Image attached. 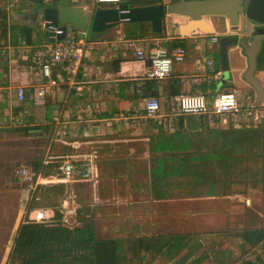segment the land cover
Masks as SVG:
<instances>
[{
  "label": "crops",
  "instance_id": "crops-1",
  "mask_svg": "<svg viewBox=\"0 0 264 264\" xmlns=\"http://www.w3.org/2000/svg\"><path fill=\"white\" fill-rule=\"evenodd\" d=\"M63 1L68 2L70 5L85 7L90 6L93 0H0V10L5 11V33L2 34L0 39V264H5L8 260V254L15 238L18 223L26 213L27 217L32 218L35 211H43L47 217H53L54 212H60L61 214H67L68 220L71 221L72 225L80 226L81 221L84 219H92L98 230L100 224H109L115 222L121 226L131 224H142L144 227L149 224H154L151 221L159 218V213L166 212L168 219L165 221L175 224L174 216H178L179 219H192L191 212L192 208L189 209V204L193 202L202 204L198 209H204L203 212L199 211L200 216L205 220V225H212L207 217V205L209 203L218 202L221 204L225 203L227 199H231L233 203L238 199L237 196L222 195L220 197H172L166 199H153L152 194L149 190V154L147 151V143L149 138L159 130H165L169 133L175 131V126L172 121L167 118L160 117L155 119H149L152 121L151 127L149 128L153 133L142 140L143 152L140 154L141 161L147 160L148 167L145 171V176L138 174L139 167L136 165L127 164V156L131 155V152L122 154H112L107 152L109 146L105 147L106 153L101 154L105 161L110 157L115 158L117 156L118 162L122 165L119 173H113L109 177L106 176L105 188L102 189L103 193L95 191V184L97 183L99 174L102 173L100 169V163L98 154L94 150L95 160V175L94 181L90 183L78 182V183H67L63 181H57L51 184H58L56 188V195L53 199V206L51 207H40L36 205L29 207L33 197L38 199L34 191L28 190L21 183H19L13 176V171L18 165H27L26 162L31 157V141L32 135H26L22 131H18L17 128L24 127V125L35 124L36 121L40 122V127L47 128V130H41V137H46L48 134L55 129L57 140L55 142V149L60 146L65 148L70 147L73 150L69 154H61L55 152L51 155L49 153L50 146L42 144V150L44 152V159L42 163L44 166L51 164L54 158L63 157L62 162L65 158L72 160H79L83 157H88L89 151H81V146H94L98 144L97 138L94 139H83L95 133V130L99 128L102 120L107 118H100L98 114H89L87 119H82L83 116L79 115V110L76 111V115L72 116V119L65 120L63 123L58 119L60 112V101L62 100V92L65 85H59L52 89L51 93L46 94L44 103L36 102L34 94V79L35 74L31 68V65L26 60L25 55L30 47L38 46L43 47L48 43L46 34L40 29V22L43 20L41 14L38 12L40 7L45 4ZM124 2V1H123ZM103 8L106 5L100 4ZM216 17V18H215ZM210 18H204V21L213 28V36L220 38L221 32L225 34H232L240 38L248 39L253 34V28L247 20L241 18L239 29L228 28L226 26L225 19L215 16ZM244 19V21H242ZM187 22V18L178 16H165L164 22L162 23V32L160 37H146L140 39L144 46L149 45L151 40L159 39L162 45L171 47L173 41H178L179 44L185 49L184 62L175 64L172 68L171 75L169 77L158 81L163 84L168 80H176L178 90L180 93L187 94L191 87L202 85L208 81V77L204 76V64L208 53L211 55L217 50V42L214 46H207V38L200 33V31H193L186 36L180 35V26ZM146 26L149 27L147 23ZM127 26V24H121V27ZM116 29H107L100 33L99 39L93 41V48L91 54L84 59L80 66L78 75L75 78L76 84L72 87V101L81 103L82 108L86 105L89 111L91 101H101L103 106L110 107V103L121 101V104L127 105L130 103L140 104L144 101V98H133L128 101V92L133 93L131 83L135 84V87H140L144 81L145 76L149 72L150 66L148 62H136L128 57L122 44L111 45L113 40L116 39ZM1 50H3L1 52ZM227 59H228V75L232 84L226 85L222 82L221 77H224V73L220 66L214 65L215 70L220 68L221 76L219 79L213 81L215 85L214 91L206 90V99L209 103L215 98L218 92L232 90L235 91L238 97H244L247 101H252L255 104L256 93L248 85H241L236 81V75L239 72L247 69V59L242 54V51L237 46L227 47ZM113 61H118V71H115V66L112 65ZM214 62V61H213ZM232 70V71H231ZM233 72V73H232ZM255 77L260 81L264 87V48L257 56V67L255 71ZM25 86V100L23 103H19L14 97V89L17 86ZM219 85V87H218ZM218 87V88H217ZM224 87L223 90H219ZM219 90V91H218ZM158 93L162 94L161 88H158ZM139 91H135L139 95ZM195 92H198L197 90ZM241 94V95H240ZM240 95V96H239ZM177 97V96H176ZM161 100L168 99L173 101L175 98L168 96H159ZM243 98V99H244ZM252 98V99H250ZM87 104H86V103ZM260 105V109L257 110V115L260 116L264 112V100L261 99L257 104ZM103 113V112H101ZM105 113V112H104ZM73 114V112H71ZM256 115V116H257ZM257 116V117H258ZM91 117L93 119H91ZM57 118L55 123L53 119ZM16 119L21 121L22 126H14L13 123ZM229 121V120H228ZM238 124L248 123V118L242 115L235 118V122ZM246 123V124H247ZM82 124V125H81ZM81 125V126H80ZM168 126L169 129L164 128ZM223 126V125H222ZM59 127L63 128V131H59ZM83 127V128H82ZM71 129V130H69ZM66 130L71 134L72 138L67 140L68 137L62 138V134L65 135ZM65 131V132H64ZM78 138V139H77ZM104 142V141H103ZM92 148V147H90ZM53 151V148L51 149ZM113 151V150H112ZM90 152V153H89ZM131 157V156H130ZM128 169L132 168L130 172H134L132 175L127 173ZM53 177V176H51ZM89 184V185H88ZM60 188L62 192L60 193ZM252 191H259L262 194V198L253 197V199H246L245 206L230 205V213L232 214H243L245 212L246 221L251 227L264 225V190L258 188H252ZM249 192V193H250ZM253 196V195H252ZM257 199V200H256ZM164 201L173 203H179L177 208H169L168 206H162ZM241 203V199L238 200ZM220 204V206H221ZM162 207V209L160 208ZM222 208V209H221ZM219 210H215V216L217 221L224 223L223 218L227 209L223 210V206ZM244 208L246 209L244 211ZM248 208V209H247ZM227 212V211H226ZM113 218V219H112ZM231 218H234L231 215ZM98 220V221H97ZM164 220L162 216V221ZM164 221V222H165ZM182 224L181 222L179 223ZM225 229V228H224ZM196 231V230H195ZM206 231V230H197ZM175 233H187V232H175ZM164 234V233H162ZM166 234V233H165ZM172 234V233H171ZM156 236V235H147ZM137 237H141L137 236Z\"/></svg>",
  "mask_w": 264,
  "mask_h": 264
},
{
  "label": "trees",
  "instance_id": "trees-1",
  "mask_svg": "<svg viewBox=\"0 0 264 264\" xmlns=\"http://www.w3.org/2000/svg\"><path fill=\"white\" fill-rule=\"evenodd\" d=\"M123 1L135 8L162 3L161 0ZM5 27V11L0 10V39ZM126 29L130 37L138 41L146 37H160L162 32L152 31L145 23L137 25V34H131L127 26ZM181 45L178 41L171 43V47L183 48ZM118 64V61L112 62L114 72L118 71ZM56 69L54 77L62 73L60 66ZM218 71L220 68L215 70L216 73ZM165 82L161 84L154 79L146 80L137 88L131 83L127 88L131 86L133 95L126 97L130 100L185 95L178 90L176 80L167 79ZM159 87L161 95L158 93ZM136 90L139 95L135 93ZM206 90L214 91V83L193 86L188 94L200 93L205 96ZM260 107L254 104L253 108L257 111ZM98 117L109 118L110 115L100 113ZM173 123L176 128L173 133L159 130L150 136L147 143L149 190L153 199L220 197L231 194V185L264 190V112L255 120L250 118L247 124L238 127L230 122L227 126H221L217 120L211 126L207 122H196L192 117H178ZM17 130L26 135H40L41 130L47 128L29 124ZM63 158L59 157L57 172L53 175L48 173L52 166H44L40 160L33 163V169L44 172V177L57 176ZM58 184L43 185L47 186L43 191L53 195L52 202ZM172 191L176 193L172 194ZM53 204L41 207L48 208ZM61 217L60 212H54L48 221L38 222L29 219L26 210L17 225L5 264H128L131 259L144 261L145 254L156 256L161 251L172 264H203L209 259L212 264H250L245 262L249 257L253 258V264H264V225L236 232L227 229L188 231L119 240L99 238L92 219L82 220L80 226H67L61 223ZM231 239L237 242L235 245L239 248L236 255L221 246L222 242ZM216 245L221 251L209 254Z\"/></svg>",
  "mask_w": 264,
  "mask_h": 264
},
{
  "label": "built area",
  "instance_id": "built-area-1",
  "mask_svg": "<svg viewBox=\"0 0 264 264\" xmlns=\"http://www.w3.org/2000/svg\"><path fill=\"white\" fill-rule=\"evenodd\" d=\"M161 1L169 2L171 0ZM121 2L122 0H93L90 6L83 7L84 14L86 15L95 5L103 4L117 7ZM114 28L116 29V39L111 43L112 46L122 44L130 59L136 62L150 63L149 72L145 76L146 80H163L171 75L175 64L184 62L185 49L181 47H167L162 45L159 39H153L149 45L144 46L141 41L131 38L127 30L121 27V23ZM40 29L46 34L48 43L43 47H30L25 58L35 74L33 96L36 102L44 103L45 95L51 93L55 87L59 85L71 87L76 84L75 78L78 75L79 66L91 54L94 42L89 40V33L85 29L80 31L66 26L65 36L61 40H56L57 35L64 33L60 27H53L42 20ZM203 36L205 39L207 38L209 46L216 45L219 40L218 36L212 37L204 34ZM50 39H55L54 43H50ZM58 66H60V72L62 73H58L54 77L53 73ZM204 73V76L214 77L216 80L217 75L219 78L222 75L220 71L215 72L214 62L210 59H206ZM14 97H16L17 102L23 103L26 98L24 85L15 87ZM143 102L144 105L141 108L143 117L152 120L164 117L175 122L178 117H192L196 122H207L211 126L217 120L221 126H227V123L230 122L234 127H238L241 124L235 122L237 116L247 117L248 122L250 118L255 120L258 116V112L253 108L252 101H241L237 93L232 90L218 92L211 103L200 93L180 95L175 97L173 101L161 100L153 96L144 98ZM135 118V114L127 116V119ZM53 120L55 123L58 121L57 118ZM102 121L106 122L107 126L110 125L109 121ZM13 125L22 126L19 119H16ZM59 128V131H63V128ZM94 158L95 155L92 154L79 160L65 158L60 166L59 175L53 177H44L41 172L27 165H18L12 174L19 183L26 186L30 191L36 189L37 186L40 187L57 181L67 183L90 182L95 175ZM67 217V214H62L61 223L73 226ZM50 218L45 215V212L38 210L34 212L30 219L40 222L48 221Z\"/></svg>",
  "mask_w": 264,
  "mask_h": 264
},
{
  "label": "rangeland",
  "instance_id": "rangeland-1",
  "mask_svg": "<svg viewBox=\"0 0 264 264\" xmlns=\"http://www.w3.org/2000/svg\"><path fill=\"white\" fill-rule=\"evenodd\" d=\"M123 1V0H122ZM104 7H111L113 8V6L111 5H106ZM165 17V16H164ZM164 17L162 20V23L164 22ZM216 18V17H215ZM242 21H244V19H242ZM252 26H254L253 23H251L250 21H248ZM239 29V27H237ZM235 28V29H237ZM255 28V26H254ZM123 29H126V26H123ZM88 32V31H87ZM225 34V32H221V36ZM207 44V43H206ZM208 46V44H207ZM210 57L211 59H213L214 61V65L217 67L219 65V59H217V50L216 52L212 53L211 55H209L208 53L206 54V57ZM229 70V69H228ZM232 71V70H231ZM245 72L246 69L242 72H239L238 75H236V81L241 84V85H246V79H245ZM224 73V72H223ZM233 73V72H232ZM226 75H228V72L224 73V77H221L222 82L225 83L226 85L228 84H232V80L230 79V77H225ZM217 79H219L218 75H217ZM208 81L213 83V81H216L214 77L212 78H208ZM72 87L73 86H64L63 92H62V97H61V101H60V112L61 114L58 116V119L63 123L65 120L68 119H72L71 115H76V111L74 110H79L78 112L79 115H82L83 118L82 119H87L86 117L90 116L89 114H93L94 113H101V112H105L106 114L110 115L109 118L104 119V121H109L110 125L107 126L106 122H101V124L98 126L99 128H97L95 130V133L92 135H89L87 137H83V139H94L97 138L98 140V144L94 145V146H90V144L88 146H81V151H89L90 149V154L95 155L94 150L97 152L98 154V159H99V163H100V169H102V173L99 174L98 176V181L95 184V191L96 192H102V189L105 188L104 184L106 183V176H110L113 173H119L120 172V168H121V164L118 162L119 160H117V156L115 158L112 159V157H110V159H108L107 161H105V159L103 158V156L101 155L102 153L105 154L106 150L105 147H110L109 150L107 152H110L112 154H122V153H128L131 152V155L127 156V164H129V166L131 164L136 165V167H139V171L138 174L140 176H145V171L147 170L148 167V162L147 160L145 161H141L140 157H142V155H140L143 152V146H141V144L143 143L142 140H145V138L147 136H149L151 133H153L149 128L151 127L152 121L149 119H146L143 117V112L141 110V108L144 105V102L142 104V102H140V104H136V103H130L127 105L121 104V101H114L112 103H110V107L108 106V103H106V106L104 107L103 104H101V101H96V103H93V101H91V106H89V111L87 112L86 109H88L87 105L85 108H82L81 103L72 101ZM219 87V85H218ZM217 87V88H218ZM224 87H221L219 90H223ZM218 90V91H219ZM128 94H131V92H128ZM133 95V94H131ZM241 95V94H240ZM239 95V96H240ZM245 97V96H244ZM244 97H240L239 99H241V101H245ZM244 98V99H243ZM252 99V98H250ZM247 100V99H246ZM129 101V100H128ZM86 103V102H85ZM87 104V103H86ZM166 107V106H164ZM71 112H73V114H71ZM131 114H135V119H127V116H131ZM74 115V117H75ZM126 117V118H125ZM229 118V117H228ZM91 119H93L91 117ZM35 125H38L40 127V122L36 121ZM82 125V124H81ZM80 125V126H81ZM83 128V127H82ZM164 128H168V126H165ZM71 130V129H69ZM62 138H66L68 137L67 140H72L74 139V137L72 138L71 134L67 132L65 135L62 134ZM32 147H31V157L28 160V162H26L27 166L34 168L33 163H35V161H42L44 159V152L45 150H42V144H46V146H50V151L49 153L51 155L55 154V152L57 153H61V154H69L72 153L73 150H71L70 147L65 148V146H60L58 144V148L55 149L54 145L60 141L57 140V134L55 132V129H53L48 136L46 137H41V135L39 134H35L32 135ZM78 139V138H77ZM104 141V142H103ZM56 142V143H55ZM92 147V148H90ZM53 148V151L51 150ZM113 150V151H112ZM105 152V153H104ZM53 153V154H52ZM131 156V157H130ZM96 157V156H95ZM59 158H54L52 159V163L49 164L50 166H52L50 168V172L48 171V173L50 174H55L57 172V164L59 162ZM95 160V159H94ZM43 164V163H42ZM127 166V170H129V172L127 171V173L129 174H133L134 172H130L132 168L128 169ZM47 169H45V173H47ZM44 173V172H42ZM143 176V178H144ZM93 180H91L90 182H93ZM90 182H85V183H90ZM149 184V182H148ZM89 185V184H88ZM24 186V185H23ZM26 187V186H24ZM47 187V186H40V187H36V189H34L33 191H36V196L39 197V199H32V202L30 203L29 207H34L36 205L41 206H47L52 204L53 202L51 201V198L53 195H51L50 193H46L45 191H43V189ZM39 188V189H38ZM183 189H187L186 187H184ZM231 190V196H237L238 199L235 200L233 203L236 206H242L244 207L246 204V199H253V197H259L260 199L262 198V194H259V191H252L250 192L251 189L245 188L244 186H237V185H231L230 188ZM184 190V191H185ZM178 190H176L177 192ZM62 192V188H60V193ZM151 192V191H150ZM175 191H172V194ZM175 192V193H176ZM250 192V193H249ZM253 195V196H252ZM183 197V196H181ZM239 199H241V203L238 201ZM257 200V199H256ZM231 202V199H227V201L223 204H221L218 202L217 204L215 203H209L207 206V210L206 212H208L207 217H209L208 219L210 221H212V225L214 222V226L210 227L209 224L206 226L205 225V220H203L199 214L200 212H203L202 210H204L206 207H204V209H198L199 207H201L199 203H192L189 204V209L192 208V212H191V216L192 219L189 217L186 219H179V215L174 216L175 220V224H171V222L165 221L166 219H168V217L166 216V212L159 213V218H157L156 220H152L151 222L154 224H149L146 225V227H144L142 224H131V225H119L115 222H111L109 224H103L102 221H99L98 224H100L99 230H98V237L99 238H104V239H109V238H113V239H119V240H124L127 238H131V237H137V236H147V235H156V234H162V233H175V232H188V231H197V230H206V231H221V229H227L233 232L239 231L240 230H246V229H252L253 227H251L248 222L246 221V214L245 212H243V214H232L230 213V205L233 204ZM162 204V206H168L169 208H177L179 209L178 205L179 203H173L172 205H170L171 203L168 201H164L163 203H159ZM221 204V206H220ZM224 207V209H227L225 211L226 214L225 217L223 218V222H219L217 221V218L215 216V210H218L221 207ZM162 209V207H160ZM222 209V208H221ZM248 209V208H247ZM246 209L244 208V211ZM28 214V213H27ZM231 215H233L234 218H231ZM162 216L164 218V220L162 221ZM30 219V218H29ZM113 219V218H112ZM98 221V220H97ZM165 221V222H164ZM71 222V221H70ZM182 223L181 225L179 223ZM72 225V223H71ZM235 241H233V239L231 240H227L225 242L221 243V246L223 249L227 250V251H231V253H233L234 255L238 254L239 252V248L237 246V244L235 245ZM215 246V244H214ZM203 250V249H201ZM199 250V251H201ZM198 251V252H199ZM221 251V248H219L216 245V248H212V252H209V254L211 253H218ZM229 251V252H230ZM145 260L144 261H137L136 260H132L128 263V264H172L169 259L167 258V255H165V253L163 251H161L159 254H157L156 256H152L151 254H145ZM245 262H250V264H253V258L249 257V259L245 260ZM243 262V263H245ZM203 264H212L211 260H207L205 262H203Z\"/></svg>",
  "mask_w": 264,
  "mask_h": 264
},
{
  "label": "water",
  "instance_id": "water-1",
  "mask_svg": "<svg viewBox=\"0 0 264 264\" xmlns=\"http://www.w3.org/2000/svg\"><path fill=\"white\" fill-rule=\"evenodd\" d=\"M42 19L51 26L60 27L63 31L66 26L75 30H87L89 40L99 39L100 33L116 27L119 23L127 24L131 34H137V25L147 23L152 31H162L164 16H178L187 18L181 25L180 35L186 36L193 31H200L206 36L213 35V28L204 21V18L221 17L225 19L228 28L240 27V20L244 18L254 24L253 34L246 41L232 34H223L217 42V59L219 66L225 73L228 72L227 47L237 46L247 59L245 79L255 91L258 104L264 100V87L255 77L257 56L264 48V0H171L144 8L130 7L123 1L117 7L103 8L100 5L92 6L85 15L83 7L70 5L68 2L57 1L45 4L39 11ZM65 31L57 35L61 40ZM55 39H50L54 43ZM150 66V63L148 62Z\"/></svg>",
  "mask_w": 264,
  "mask_h": 264
}]
</instances>
